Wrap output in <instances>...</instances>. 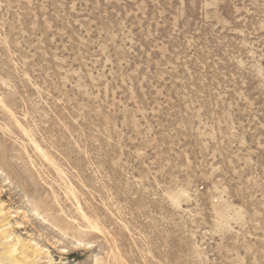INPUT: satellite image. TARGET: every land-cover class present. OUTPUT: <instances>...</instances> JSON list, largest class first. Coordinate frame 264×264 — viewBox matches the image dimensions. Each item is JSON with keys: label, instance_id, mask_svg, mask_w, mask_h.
<instances>
[{"label": "rangeland", "instance_id": "rangeland-1", "mask_svg": "<svg viewBox=\"0 0 264 264\" xmlns=\"http://www.w3.org/2000/svg\"><path fill=\"white\" fill-rule=\"evenodd\" d=\"M0 208L31 264H264V0H0Z\"/></svg>", "mask_w": 264, "mask_h": 264}, {"label": "bare ground", "instance_id": "bare-ground-1", "mask_svg": "<svg viewBox=\"0 0 264 264\" xmlns=\"http://www.w3.org/2000/svg\"><path fill=\"white\" fill-rule=\"evenodd\" d=\"M13 240L10 226L0 212V264H31L28 257L17 248L18 242Z\"/></svg>", "mask_w": 264, "mask_h": 264}]
</instances>
